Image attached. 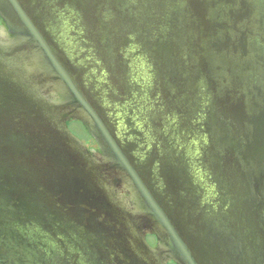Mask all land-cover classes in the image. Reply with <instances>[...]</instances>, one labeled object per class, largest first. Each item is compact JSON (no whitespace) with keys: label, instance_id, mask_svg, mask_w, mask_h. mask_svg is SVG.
I'll use <instances>...</instances> for the list:
<instances>
[{"label":"water","instance_id":"1","mask_svg":"<svg viewBox=\"0 0 264 264\" xmlns=\"http://www.w3.org/2000/svg\"><path fill=\"white\" fill-rule=\"evenodd\" d=\"M0 22V264L53 262L40 228L106 264H264V0H0Z\"/></svg>","mask_w":264,"mask_h":264},{"label":"flooded vegetation","instance_id":"2","mask_svg":"<svg viewBox=\"0 0 264 264\" xmlns=\"http://www.w3.org/2000/svg\"><path fill=\"white\" fill-rule=\"evenodd\" d=\"M73 125L78 126L76 131L73 129ZM68 128L71 133L81 141L83 146L92 153V155H101L99 144L96 139H93L92 136L87 133L82 123L70 122L68 123ZM44 230L45 229L40 228V232L42 234H47L49 240L43 245L44 247L42 248V251L45 252V247L47 248V246L55 251L54 258H52L53 262L49 260L50 263L47 262L48 264H106L104 260H100L98 256L94 257L89 254V243L93 239H91L90 235L78 234L73 228L60 229L59 232L53 228L51 229V233ZM145 235L146 242L152 249H158L159 245L162 244L160 237L152 235L148 233V231L145 232ZM47 250L49 249L47 248ZM172 253L171 246L168 243L167 248L164 251H161V258L164 264H177L172 258L174 257V254ZM26 256L29 264H36L30 254L26 253ZM41 263L44 264L43 262Z\"/></svg>","mask_w":264,"mask_h":264}]
</instances>
